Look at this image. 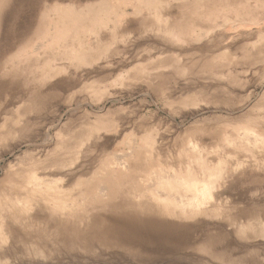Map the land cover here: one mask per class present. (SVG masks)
Returning a JSON list of instances; mask_svg holds the SVG:
<instances>
[{
  "label": "rangeland",
  "instance_id": "374dc122",
  "mask_svg": "<svg viewBox=\"0 0 264 264\" xmlns=\"http://www.w3.org/2000/svg\"><path fill=\"white\" fill-rule=\"evenodd\" d=\"M0 264H264V0H0Z\"/></svg>",
  "mask_w": 264,
  "mask_h": 264
}]
</instances>
